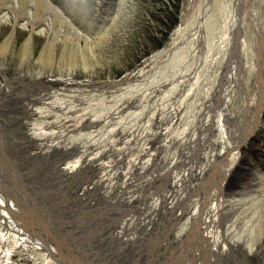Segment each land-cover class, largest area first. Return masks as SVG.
I'll return each mask as SVG.
<instances>
[{
	"label": "bare ground",
	"instance_id": "1",
	"mask_svg": "<svg viewBox=\"0 0 264 264\" xmlns=\"http://www.w3.org/2000/svg\"><path fill=\"white\" fill-rule=\"evenodd\" d=\"M197 1L199 4L196 2L193 4L192 1L188 3L182 13L181 23L175 28L164 48L147 58L136 71L126 74L121 79L112 82L107 80L106 83L97 86L67 87L52 85L41 77L29 76L26 70L19 76L7 77L10 88H0L3 90V94H0V102L7 103L17 90L24 98L25 109L30 110L26 112L27 114L46 110L42 106L33 105L32 102L36 100H42L49 107L56 108L63 106L66 102L64 97L71 95H66L69 91L75 97H86L88 93L95 92L99 100L109 102L110 105L103 112L92 113L90 110L96 102H89L91 106L83 111L84 114L87 113V117H84L96 121L98 117L107 118L111 114L116 117L113 122L115 125L111 123L113 129L123 131L129 128L132 132H137L140 137L136 142L133 140L137 152L134 153L133 158L131 157L132 162H136L134 160L139 158L149 137L161 130L168 138L164 139L165 156L156 166L154 174L148 176L146 182H134L137 188L142 187V191L135 195L130 190V194L134 196L129 195L128 203L131 205L115 207L113 205L115 200L110 199L111 203L108 205H94L92 215L82 223L75 221L79 217L77 213L73 214V217L70 209L65 207L68 199L79 203L78 200L73 199L78 197V194L69 196L68 193L64 201L57 203L53 197L46 194L34 196L36 204L42 211L45 227L30 223L28 220L23 221L21 218L26 213L25 208L31 207L33 203L27 200L21 191L17 189L11 191V183H6L5 190L4 183L0 182V220L3 223H0V264H21V262L26 264V259L21 261L13 258L14 247L22 245L24 249L27 246L45 245L47 253L50 252L52 257L57 250V255L64 258L66 264H107L108 262L139 264L136 261L139 249L153 248L152 250L158 252L165 244L167 248L159 252L162 260L169 253L170 243L177 244L179 241L182 243L185 236H191L188 246L190 258L183 264H253L251 254L264 232V190L241 194L227 203L225 189L224 186L223 190L221 189L220 179L223 171L233 168L236 164L241 154L238 147L240 139L262 122L264 0H218L219 5L213 12H210L206 1ZM76 9L78 8L68 0H0V22H9L11 25L9 33L0 45V50L4 53L9 48L13 34L18 32L15 30L17 24H22L28 28L27 36L21 46L22 58L27 57L29 50H32L29 49V44L35 31L42 32L45 39L44 49L39 56L44 60L45 58L49 60L55 53L57 40L61 41L63 46L67 41L76 45L79 48L76 49V54H95L93 46L95 41L110 38L108 35L112 34L111 27H114L117 21L113 18L106 26L92 28L90 27L93 25L92 19L88 18L91 24L88 26L87 22L84 24L83 19L74 18L73 13L77 12ZM72 52L73 49L69 47L67 49L61 47V58L66 59ZM201 61H205V64L199 67ZM0 70L5 74L4 69ZM21 87L24 90L21 91ZM94 97L95 95L92 98ZM14 102L15 99L12 103ZM126 104H131L133 107L118 113L117 111ZM144 117L146 118L141 120ZM162 124L167 126L160 128ZM113 129L107 130V127H103L102 131L96 129L98 133L94 131L90 134V141L95 143L102 137L111 140L108 134ZM36 130L40 131L38 127ZM168 132L172 133L173 138ZM66 133L67 131L64 130V134ZM16 134H18L17 130ZM82 142V144L79 141L71 143L78 147L85 141ZM47 144L40 149L47 151L51 143ZM59 147V144L53 143L50 153ZM14 149L23 152L22 148H17L13 143L11 150ZM6 153L0 152V156ZM20 158L21 165L17 167L19 173L18 171L14 173V177L17 181L23 180L28 183L30 177L26 176L24 171L27 162L30 161H26L23 155ZM80 164L74 162L73 168ZM0 170L3 169L0 167ZM44 186L47 189L51 187L47 183ZM190 194L195 203L188 200L189 197L186 195ZM98 195L99 192H95L89 196L97 199ZM118 199L120 200V195ZM123 199L121 198L120 201ZM136 203L140 204L137 205L141 210L139 215L135 213ZM89 204L93 205L90 202ZM178 208L182 214H185L184 211L188 208H193V212L189 213L191 217L187 223L186 220L182 223L174 242L171 239V229L175 225L173 217L175 219L181 213L174 210V214L176 213L174 215L172 211ZM99 209L101 212H97ZM72 210L74 212V209ZM127 213L126 220L130 219L131 222L138 220L142 223L140 226L143 229L134 230L135 232L131 234L123 231L114 234L111 231L110 239H114L120 245L116 249L111 248L104 255L101 253L102 248H97L99 258L96 255L97 260L89 261L83 250H86L87 241L95 238L96 235L91 234L89 235L91 237L85 238L84 228L92 227L91 223L96 219L98 221L93 226L98 228L96 234L100 235L106 231V228L117 226ZM66 219L70 221L63 223V227L58 229V224H62ZM1 226L6 228L3 230ZM75 228L79 231H75ZM53 233L57 237L56 240L52 236ZM83 239L84 242L80 241ZM92 250L91 247L90 252ZM67 253L71 256L78 255L83 263L65 257ZM29 256L22 254L25 258ZM52 257L46 256V264H51L49 261L53 259ZM102 258H109L110 261ZM173 262L174 260L170 264L176 263Z\"/></svg>",
	"mask_w": 264,
	"mask_h": 264
},
{
	"label": "rangeland",
	"instance_id": "2",
	"mask_svg": "<svg viewBox=\"0 0 264 264\" xmlns=\"http://www.w3.org/2000/svg\"><path fill=\"white\" fill-rule=\"evenodd\" d=\"M68 1L74 7L78 8L76 9L77 12L73 13L74 18L83 19L84 24L87 22L86 24L88 26L93 24L90 26L92 28H95V26L96 28L99 26H106L114 18L117 22L114 27H111L112 34L108 35L110 38H101L95 41L93 46L95 47L96 52L92 55H89L88 53L76 54V49L79 50L76 45L67 41V44L63 46L62 42L57 40L55 44V53L52 54V57L49 60L46 58L44 60L39 56L44 49L45 39L42 32L39 33V31H35L33 33L35 35L32 36L33 40L31 39V43L29 44V49H32L31 51L33 54L28 49L29 52L27 57L22 58L21 46L27 36L28 28L22 24H17L15 30L18 32L13 34L9 43V48H7L8 51L5 50L3 53L0 50V69L5 70V74L0 70V88L4 87V89H9L10 85L7 83V80H9L8 78L19 76L25 70L29 76L34 75L35 77H41L45 81L56 86H97L106 83L107 80H111L112 82L113 80L121 79L126 74L136 71L137 67L147 58H150L155 52L164 48L171 38L175 28L181 23L182 13L190 1H192L193 4L195 2L199 4L197 0ZM201 1H206L205 3L210 9V12H213L215 10L214 8L219 5L218 0H200V2ZM192 8H195V6H192ZM88 18L92 19L91 24L88 22L90 21ZM6 24L9 25L7 26ZM9 27H11L9 22H0V45L9 33ZM61 47H66V49L69 47L73 49V52L68 54L66 59L65 57L61 58ZM37 60L38 62H36ZM203 63L205 64V61H201L199 67H202L204 65ZM42 66L43 68H41ZM20 90H24L23 87H21ZM20 90L18 88V91ZM0 92H2L0 93L2 95L3 90H0ZM92 94L95 95L94 98H92L94 96ZM66 95L70 96L64 97L66 102L61 107H49V105H46L42 100L32 102L33 105L42 106L47 110V112L46 110L42 111L43 113L39 112L40 114L26 113L30 110L25 109L23 103L24 98L22 94L20 95V93L17 92V90L7 103L1 101L0 152L8 153L11 151L12 144L14 143L17 148H22V155H25L24 157L26 161L31 162H27V168L25 167L24 174L26 176L33 177V181L43 182L44 185L47 183L54 186L55 192L57 193H59L58 188L62 185L67 186L69 196L70 194H72V196L73 194H78V197H74L73 199L78 200L79 203H76L75 200L68 199L67 204L65 205L67 209H81L82 203L85 204L82 205L83 209L88 207L92 208L94 205H108L112 200H115L113 204L115 207H126L130 204L128 203L130 196H133L130 194V190L135 195L142 191V187L137 188V186L134 185V182H146L148 176L154 174L156 166L164 158L166 151L164 139L168 137H165L161 130L152 137H149L146 140L148 143L145 142V148L139 154V158L134 160L136 162H132V158L137 152L135 146H133V140L134 142L138 141L140 137L139 134L135 131L132 132L129 128L123 131L113 129L114 126L111 125V123L114 124L113 122L116 117L111 116V114H109L107 118L104 116L98 117L96 121L92 118H86L87 113L84 114L85 110L91 106V102H96V105L90 110L92 113L105 111L110 103L99 100V98L96 97L97 94H95V92L88 93L86 97H75L72 95L71 91ZM14 99L15 102L13 104L12 101ZM47 99L49 100V98ZM131 104L123 105L124 107H121L117 112L120 113L123 110L133 107ZM145 118L146 117L141 118V120H144ZM20 122L24 123L25 129L19 128L18 125ZM154 125L156 126L155 123ZM165 126L167 125L162 124L160 128H164ZM36 127H38L40 131H37ZM103 127H107V130L113 129L110 134H108L109 137L111 136V140L107 137H102L95 143L91 142L89 138L90 134L94 131L96 133H98V130L102 131ZM16 130L18 131V134H16ZM64 130L67 131L66 134H64ZM168 135L170 137L173 136L171 132H168ZM33 139L41 141L39 142L36 140L34 142L32 141ZM44 141L51 143L45 152L40 149L41 147L48 145ZM75 141H79L81 144L83 143L82 141L85 142L83 145L76 147L75 144L71 143H75ZM53 143L59 144L60 147L56 151L54 150L50 153ZM74 162H79L81 164L73 168ZM32 164H34L36 168L31 170L30 166H34ZM51 165H56V168H53ZM46 166H49V169L53 170L49 171L44 177ZM31 174L34 176H31ZM28 181H31V178ZM0 182L4 183V189L7 187L6 183H10L9 177L4 170H0ZM67 182H69L68 185ZM76 185L77 189L74 191L73 188ZM224 189L227 203L232 202V199L241 194H251L264 190V109L262 112V122L248 141L242 145L241 154L225 181ZM95 192H99L97 199L89 196ZM119 195L120 200L121 198H124L122 200L123 202L118 199ZM186 196L189 197L188 200L193 201L191 197L192 194ZM89 202L93 205H90ZM193 203H195V201H193ZM137 205L140 204L136 203L134 209H136V215H139L141 210H139V206ZM174 210L180 212L179 208L173 209V214ZM97 212H101V209L97 210ZM184 212L185 214L180 212L181 214H179L177 218L175 217V219L173 217L175 225L171 229V239H173L174 242L177 239V232L183 225L182 223L185 220L187 223L188 219L191 217L189 213L193 212V208H188ZM145 213H147V211H145ZM127 215L128 213L122 218L117 226H111V229L114 227V234H117L116 232L120 231H123L124 233L126 232V234H131L132 232L143 229V227L140 226L142 223H139L138 220L131 222L130 219H128L127 221ZM97 221L94 219L91 225L93 226ZM0 223H2L1 220ZM1 227L3 230L5 229L3 226ZM108 230L104 233H100L96 239L92 238L90 241H87L86 250H83V252H85L89 261L92 262V260H97L99 258V254L96 250L97 248H102L101 253L104 255V253L107 254L111 248L116 249L117 246L120 245L114 239H110L112 237L109 235L110 233H108ZM75 231H79V229L75 228ZM263 234L255 250L251 254L252 257H250L253 264H264ZM115 242L116 244H114ZM9 243V245L12 243L10 238ZM44 246L45 245H38L35 247L27 246L25 249L24 245L20 247L16 246L13 249V258H16L17 260L21 259V261H25L24 259H26V264H46V256H52L50 252L47 253V248ZM91 247L93 249L92 252H90ZM162 248H165V244ZM22 254L30 255V258L22 257ZM57 254L56 250L55 255L52 257L53 259L49 262L51 264H58L57 262L66 264L65 259L59 257ZM102 260L110 261L109 258H102ZM21 264H23V262H21Z\"/></svg>",
	"mask_w": 264,
	"mask_h": 264
},
{
	"label": "water",
	"instance_id": "3",
	"mask_svg": "<svg viewBox=\"0 0 264 264\" xmlns=\"http://www.w3.org/2000/svg\"><path fill=\"white\" fill-rule=\"evenodd\" d=\"M260 124H261V122L258 123L257 126H255L254 129L251 130L250 133H248L242 139H240V142L238 144V147H239L240 150H241L242 145L248 141V139L256 131L255 130L256 127H258ZM18 126H19V128L25 129L24 128V123H22V122H20ZM16 155H18L17 158H16ZM20 155L22 156V153H20L16 149L9 151L4 156L1 155L0 156V167L6 172V174L9 177V181L11 183L10 184L11 185L10 186V190L11 191H16L15 189H17V190L21 191L24 194V196L27 198V200H29L31 203H33V205L31 207L25 208L26 210H24V212H26L25 215H27V216L22 215L21 219L23 221H27L28 220L30 223L41 224L42 226L45 227L46 223H45V221H44V219L42 217V211L38 207V204H36L37 202L34 199V196L35 195L43 196V195L46 194L47 196L53 197L55 203H57L59 201L62 202V201L65 200V197L68 196V194H67L68 193V188H67V186H62V185L60 186V188L56 187V188H58V192H59V193H57V192H55L54 186H51V187H49V189H47V188H45L43 182L33 181L34 180L33 177H30L31 181H29L28 183H26L23 180L22 181H20V180L17 181L16 178L14 177V173H16L18 171L17 167L21 165L20 164L21 158L19 157ZM32 165H34V164H32ZM51 166L53 168H56L55 167L56 165H51ZM30 168L32 170V169H35L36 167L34 165L32 167L30 166ZM45 168H46V171L44 172L45 176H46V174H48L49 171L53 170V169H49V166H46ZM230 169H232V168H230ZM230 169H228L226 171H223V173H222V176H221V179H220L221 180V182H220L221 189L223 188V186L225 184V181H226V179H227V177H228V175H229V173L231 171ZM42 170H44V169H42ZM31 176H34V175L31 174ZM68 183L69 182H67V185H68ZM77 185L73 188L74 191L77 189ZM13 187H16V188H13ZM60 189H62V191ZM82 209L83 208H81V209L80 208H76L74 210V212H73L72 208H70V210L73 212V213H71L72 215L73 214L76 215V213H77V215H79V217H77L75 219V221H77L79 223H82V222H84V220L88 219L89 216L92 215L91 211H93L95 208L93 206L92 208L88 207V208H84L83 210ZM69 221L70 220H68V219L64 220V222H62V224H58L57 228L58 229L62 228L63 227V223H67ZM72 223H74V222H72ZM113 229H114V227L112 228V230L111 229L108 230V228H106V230L109 231L108 233L113 231ZM96 231H98V228H96V226H92V227H89V228H84L83 233H84L85 238H86V236L91 237L89 235L92 234V235H96L95 236V239H96L97 236H99V235L96 234ZM68 232L73 233L72 231H68ZM52 236L56 240L57 237L55 236L54 233L52 234ZM190 238H191V236H188V237L185 236V238L182 241V243L180 241L177 244H174V243L171 242L170 243V248H168L169 249V253L162 260H160V253L159 252L162 251V250H165L167 247H165L164 249H160L159 248L160 251H158V252L152 250L153 248L148 249V250H146L145 248H142L141 250L139 249L138 258H136V261H138L139 264H159V263L160 264H170L174 260V262H176L175 264H183L188 258H190L189 257L190 256V252L188 250V248H189L188 246H189L190 240H191ZM84 239L80 240V241L84 242ZM65 242H67V241H64V243ZM158 245L159 244L157 243V246ZM69 248H71V246H69ZM149 255H151V256H149ZM65 257H68L69 259H72V261H77V262L83 263L82 259H79L78 255L71 256V255H69L67 253V254H65ZM107 264H110V262H108ZM134 264H136V262Z\"/></svg>",
	"mask_w": 264,
	"mask_h": 264
}]
</instances>
